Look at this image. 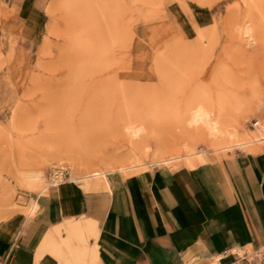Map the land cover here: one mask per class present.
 Returning a JSON list of instances; mask_svg holds the SVG:
<instances>
[{
	"label": "rangeland",
	"instance_id": "374dc122",
	"mask_svg": "<svg viewBox=\"0 0 264 264\" xmlns=\"http://www.w3.org/2000/svg\"><path fill=\"white\" fill-rule=\"evenodd\" d=\"M193 105L215 136L183 127ZM263 147L264 0H0V231L66 182L111 191Z\"/></svg>",
	"mask_w": 264,
	"mask_h": 264
},
{
	"label": "crops",
	"instance_id": "0c3cea01",
	"mask_svg": "<svg viewBox=\"0 0 264 264\" xmlns=\"http://www.w3.org/2000/svg\"><path fill=\"white\" fill-rule=\"evenodd\" d=\"M109 190L50 188L33 216L0 231V264H63L38 258L40 245L51 228L86 220L98 225L90 264H264V147Z\"/></svg>",
	"mask_w": 264,
	"mask_h": 264
},
{
	"label": "bare ground",
	"instance_id": "6f19581e",
	"mask_svg": "<svg viewBox=\"0 0 264 264\" xmlns=\"http://www.w3.org/2000/svg\"><path fill=\"white\" fill-rule=\"evenodd\" d=\"M181 122L187 132H189V128L194 130L192 132H198V127H200V125H205L206 130L211 136H215L220 131V127L214 119L213 111L205 107L197 108L194 105L191 106L186 112H184ZM133 124L134 123L130 122L127 126H125L127 133L132 136V138L142 137L140 135L148 131V127L144 123H139L137 125ZM206 130L204 129L202 131L205 133ZM100 176L104 179V185H106L107 188H110L106 173L96 172L90 177L99 178ZM25 178H27L25 182L30 191H38V189L41 188L42 182L40 180L39 183L38 178ZM87 186L90 187L88 183ZM41 190V192H43L45 188H41ZM37 207V203L34 202L32 210H36ZM64 232L66 233V238L62 237V229L60 227L51 228L40 245L37 251V256L40 257V254L43 251H47L51 252L52 255L63 264H90L94 260L97 253L96 245H89V241L91 239L95 240L97 238V223L92 220L70 222L64 225Z\"/></svg>",
	"mask_w": 264,
	"mask_h": 264
},
{
	"label": "built area",
	"instance_id": "2783aa9c",
	"mask_svg": "<svg viewBox=\"0 0 264 264\" xmlns=\"http://www.w3.org/2000/svg\"><path fill=\"white\" fill-rule=\"evenodd\" d=\"M258 125V121L257 120H255L254 122H253V124H252V126L253 127H256ZM63 171L62 170H57V171H55L54 173H53V179L54 180H59V178H61L62 176H63Z\"/></svg>",
	"mask_w": 264,
	"mask_h": 264
}]
</instances>
